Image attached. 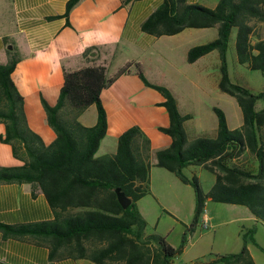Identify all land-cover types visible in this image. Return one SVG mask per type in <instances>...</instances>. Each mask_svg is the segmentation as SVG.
Here are the masks:
<instances>
[{
  "label": "trees",
  "instance_id": "obj_1",
  "mask_svg": "<svg viewBox=\"0 0 264 264\" xmlns=\"http://www.w3.org/2000/svg\"><path fill=\"white\" fill-rule=\"evenodd\" d=\"M78 1H67L66 17ZM263 4L264 0H218L214 8H209L187 0H163L141 24L143 32L157 37L185 28L216 27L217 37L189 48L186 60L192 63L216 50L220 59L218 88L234 97L242 111V125L230 129L224 111L213 106L215 137L189 140L183 124L191 114H181L171 91L149 82L140 64H134L143 83L164 97L160 105L168 113L169 125L159 130L169 135L171 142L155 151V165L192 186L195 204L189 232L200 221L207 201L244 205L264 223V106H255L258 100L264 101V91L253 92L233 82L227 65L228 43L235 28L236 62L264 75V37L258 28L264 22ZM94 48H86L82 56ZM6 55V63H0V122L4 124L0 141L9 144L13 156L23 163L0 166V183L29 182L38 186L55 216L38 222L0 224L4 236L30 237L46 244L51 260L75 254L98 264H172L184 250L186 233L177 247L161 235L145 234L146 221L136 205L149 192L148 136L138 125H132L118 136L114 154L95 156L107 131L102 90L129 72L131 63L111 75L102 65L64 71L56 103L49 105L41 100L47 123L56 135L46 144L29 127L23 97L11 79L18 55L11 46L6 47ZM91 104L96 107V122L85 126L78 118ZM245 152L256 160V169L242 161ZM189 165H200L214 175L207 192L197 176L183 172ZM117 189L131 199L126 208L117 200ZM254 232L255 226L242 232L238 252L214 254L207 262L191 264H255L247 248L250 242L257 245Z\"/></svg>",
  "mask_w": 264,
  "mask_h": 264
},
{
  "label": "crops",
  "instance_id": "obj_2",
  "mask_svg": "<svg viewBox=\"0 0 264 264\" xmlns=\"http://www.w3.org/2000/svg\"><path fill=\"white\" fill-rule=\"evenodd\" d=\"M67 1L0 0V56L6 60L8 46L16 51L19 59L11 73V79L23 97L29 127L46 144L51 143L56 135L47 123L41 100L44 99L49 105L56 103L64 71L102 65L106 74L111 75L126 63H131L130 71L120 75L102 90L101 100L107 115V131L98 150L106 143V151L97 155V150L95 156L114 154L118 136L132 125H138L150 139L152 164L156 162L155 150L168 147L171 142L170 136L159 130V127L169 125L168 113L160 105L164 97L143 83L135 72V63L140 64L149 82L163 85L171 91L181 114H191V118L183 124L189 140L198 136L215 137L217 120L216 123L213 120L211 124H207L202 118L194 125L189 124L196 113L181 111L174 86L188 90V101L193 104L196 103V98L192 96L191 88L200 89L207 94L212 92L219 98L224 97L223 94L226 93L218 88L220 59L216 50L192 63L186 60L189 48L217 37L216 27L185 28L173 35L157 37L143 32L141 24L163 0H79L66 17L64 13ZM187 2L214 8L218 0ZM258 28L264 37V22ZM208 29H213L214 32L210 39L204 40ZM234 42L235 38L232 40L230 36L228 46L232 43L234 48ZM91 46L96 48L83 57L84 50ZM176 59L181 65H177ZM234 61L237 63L236 56ZM153 72L156 73L155 76L152 75ZM228 73L233 82L243 84L240 72L236 71V75L232 77L228 66ZM92 106L95 110H91ZM213 106L216 105H211L212 111ZM221 109L230 129L242 125L243 116L238 104L231 100L230 110ZM78 120L85 126L94 125L95 105L88 106ZM3 133L4 124L0 122V136ZM106 139L109 141L106 142ZM22 163L13 156L11 146L0 141V166H18ZM256 167L255 160L251 168ZM244 215L243 218L239 217L245 223L240 225L237 232V237L241 238L238 247L242 246V232L255 226L253 236L257 245L250 242L247 248L255 264H263L264 245L257 239V233L258 224L264 223L257 220L250 211L249 216ZM54 216V210L38 186L29 182L0 183V224L38 222L51 220ZM204 217L207 218V227L220 226L224 222L207 213H202L201 221ZM214 236L213 234V240ZM185 249L184 247L183 252ZM214 250L215 254H222L218 249ZM49 253V247L36 239L4 236L0 230V264H98L75 254L51 260Z\"/></svg>",
  "mask_w": 264,
  "mask_h": 264
},
{
  "label": "rangeland",
  "instance_id": "obj_3",
  "mask_svg": "<svg viewBox=\"0 0 264 264\" xmlns=\"http://www.w3.org/2000/svg\"><path fill=\"white\" fill-rule=\"evenodd\" d=\"M213 32V29H208L203 39H210ZM235 35L236 29L233 28L231 32L232 40L235 38ZM234 57V48L232 43H230L227 49V59L232 77L238 71L240 72V80L243 83L241 85H244L253 92L264 91V75L258 70H252L244 65L235 63ZM2 59H4L3 63H6L7 57L5 60V58L0 56V61ZM175 62L178 66L181 65L178 59ZM152 75L155 76L156 73L153 72ZM191 89L192 96L196 98V103L194 104L188 101V90L174 86V92L178 97L181 111L196 113L194 114V119L189 124L194 125L202 118L207 124H211L213 120L216 123V115L211 110V105H216L226 110H230L231 100L237 105L235 99L230 95L223 94L224 97L219 98L212 92L207 94L200 89ZM255 106L256 109L262 108L264 101L258 100ZM91 108V110H95L94 106ZM157 132L159 133V131ZM106 140V142L109 141V139ZM105 144L101 145L97 151V155L106 151ZM243 158L242 161L249 167H252L255 162L254 157L250 153L245 152ZM183 172L189 177L193 175L197 176L204 192H207L214 182V175L200 165H189L183 169ZM194 204V191L191 185L182 183L173 173L150 163L149 192L142 199L140 198L136 202V205L146 221L145 234L161 235L169 244L177 247L181 243L183 234L186 233V249L173 259L172 264L207 262L213 258L215 254L214 249H218L222 254L238 252L241 238L237 237V232L240 225L245 223L239 217L243 218L244 214L249 216L248 208L244 205L207 201L203 213L213 215L215 219L224 222L220 226L215 225L213 227L210 224L211 227L205 228L200 219L194 231L189 232L187 231V226L190 224L193 216ZM213 234L215 235L214 240ZM257 239L264 245L263 224H258ZM211 245H213V248Z\"/></svg>",
  "mask_w": 264,
  "mask_h": 264
},
{
  "label": "water",
  "instance_id": "obj_4",
  "mask_svg": "<svg viewBox=\"0 0 264 264\" xmlns=\"http://www.w3.org/2000/svg\"><path fill=\"white\" fill-rule=\"evenodd\" d=\"M116 196L119 204L122 208H126L131 203V199L128 198L121 190H116Z\"/></svg>",
  "mask_w": 264,
  "mask_h": 264
},
{
  "label": "built area",
  "instance_id": "obj_5",
  "mask_svg": "<svg viewBox=\"0 0 264 264\" xmlns=\"http://www.w3.org/2000/svg\"><path fill=\"white\" fill-rule=\"evenodd\" d=\"M202 225H203V227H207V218L206 217H204L203 218V220H202Z\"/></svg>",
  "mask_w": 264,
  "mask_h": 264
}]
</instances>
